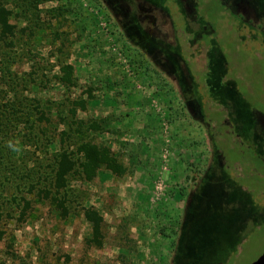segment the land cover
<instances>
[{
    "label": "rangeland",
    "instance_id": "1",
    "mask_svg": "<svg viewBox=\"0 0 264 264\" xmlns=\"http://www.w3.org/2000/svg\"><path fill=\"white\" fill-rule=\"evenodd\" d=\"M254 7L0 0L10 24L5 35L0 22V264H252L264 253V19ZM87 141L108 142L126 168L101 200L82 177ZM63 152L75 167L59 191ZM90 207L104 218L101 246Z\"/></svg>",
    "mask_w": 264,
    "mask_h": 264
},
{
    "label": "trees",
    "instance_id": "2",
    "mask_svg": "<svg viewBox=\"0 0 264 264\" xmlns=\"http://www.w3.org/2000/svg\"><path fill=\"white\" fill-rule=\"evenodd\" d=\"M2 12H7L5 8H1ZM8 14V13H7ZM9 15V14H8ZM4 32L6 35V29L9 27L8 17L0 20ZM67 83L71 81V78L66 79ZM87 104L85 102H78L74 104L75 109L85 110ZM73 109L72 112L75 111ZM78 152L83 156V161L80 163L82 177L85 181H92L96 178L100 169L105 168L111 171L114 175L121 177L126 173L125 166L118 160L117 156L113 153L109 146H99L92 141H87L78 147ZM75 163L71 160L69 154L63 152L60 154L57 161V167L55 172L54 186L57 190L66 189L68 183V176L73 171ZM56 202H60V198L56 199ZM61 207L65 210L62 202ZM84 215L86 220L91 223L92 237L97 243V246H101L103 243L99 240L102 237V230L104 225V218L94 207L85 209Z\"/></svg>",
    "mask_w": 264,
    "mask_h": 264
},
{
    "label": "crops",
    "instance_id": "3",
    "mask_svg": "<svg viewBox=\"0 0 264 264\" xmlns=\"http://www.w3.org/2000/svg\"><path fill=\"white\" fill-rule=\"evenodd\" d=\"M98 110H100V109H97V111ZM106 144L108 145V142ZM115 177H118V176L114 175L111 171H109V170H107L105 168H102V169L99 170L96 178H94L92 181H86V182H87V184L89 186L90 185H94V186H97L98 187V185H100V188L103 189V192H101L100 194L96 195V198L99 199V200H101V195L103 193H105V192L106 193L109 192V190H110V188H111V186L113 184V180L115 179ZM121 177H118V178H121ZM136 177H137V172H134L133 173V177L131 178V180L133 181ZM148 178L149 177H146V179H148ZM118 189H120V190H122L124 192L125 187L124 186H121V187L119 186ZM104 190H105V192H104ZM122 191H119V194H122L123 193ZM142 192H143V194H149V195H151V191H149V189H145V190L141 191V193ZM129 200L131 201L130 198H129Z\"/></svg>",
    "mask_w": 264,
    "mask_h": 264
},
{
    "label": "flooded vegetation",
    "instance_id": "4",
    "mask_svg": "<svg viewBox=\"0 0 264 264\" xmlns=\"http://www.w3.org/2000/svg\"><path fill=\"white\" fill-rule=\"evenodd\" d=\"M144 2H146V1H144ZM264 11V10H263ZM250 13H251V15L253 16V18H262V19H264V12H260L259 13V4H258V2H257V0H255V7H254V10H251L250 11ZM213 115H217L218 117H214V120L216 121V122H218L219 123V126H220V124H221V120H220V117H221V113L219 114V112H214L213 113ZM225 120V119H224ZM224 120H222V128H223V126H225V125H229L230 124V122L228 121V123H225V121ZM227 125V126H228ZM232 126V125H231ZM226 128V127H225ZM249 132H250V130H249ZM251 134V133H250ZM183 233H184V230H182V236H183Z\"/></svg>",
    "mask_w": 264,
    "mask_h": 264
},
{
    "label": "water",
    "instance_id": "5",
    "mask_svg": "<svg viewBox=\"0 0 264 264\" xmlns=\"http://www.w3.org/2000/svg\"><path fill=\"white\" fill-rule=\"evenodd\" d=\"M252 264H264V253L257 260H255Z\"/></svg>",
    "mask_w": 264,
    "mask_h": 264
}]
</instances>
